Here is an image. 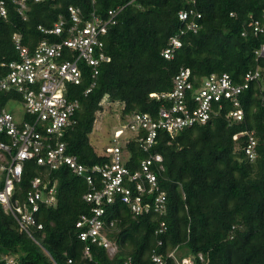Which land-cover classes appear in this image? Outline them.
<instances>
[{"label": "trees", "instance_id": "1", "mask_svg": "<svg viewBox=\"0 0 264 264\" xmlns=\"http://www.w3.org/2000/svg\"><path fill=\"white\" fill-rule=\"evenodd\" d=\"M127 2L28 0L26 19L11 3L7 4V16L0 17L1 76L6 71L1 63L17 57L12 39L15 32H20L23 44L32 49L45 37L37 26H51L60 15L66 19L70 4L84 13L92 7L103 13L124 5L104 38L110 61L101 65L86 95L88 76L70 94L80 100L81 108L77 123L63 137L67 152L85 165L101 161L89 138L96 113L102 110L101 99L120 102L122 114L137 111L155 116L161 100L149 97V93L170 90L180 67L190 68L197 77L227 72L238 82L246 72L258 68L260 77L240 94L243 118L229 124L221 115L174 136L159 133L151 151L163 156L164 168L157 173V180L166 193L167 213L159 216L150 209L134 215L119 197L105 204L106 234L116 247L112 255L102 245L89 243L90 257L84 256L87 243L77 238L75 223L92 206L83 198L88 184L65 166L50 172V179H56V202L41 205L35 213L43 227L33 231L34 239L19 231L13 216L0 205V255L14 256L17 264H122L128 257L147 264L153 249L166 256L176 247L179 258L189 257L194 264H264V59L255 53L264 44V31L254 34L248 25L255 18L261 19L264 0ZM190 8L201 14V27L182 35L181 47L167 59L160 52L182 27L178 11ZM241 131L254 133L253 160L244 150L246 134L232 138ZM0 139L7 137L0 133ZM127 148L130 157L126 165L132 171L146 153L133 141ZM36 173L35 162L27 160L14 198L24 199ZM111 220L114 223L109 227ZM163 224L166 229L156 233ZM158 240L161 245H157ZM165 264L175 263L166 256Z\"/></svg>", "mask_w": 264, "mask_h": 264}, {"label": "built area", "instance_id": "2", "mask_svg": "<svg viewBox=\"0 0 264 264\" xmlns=\"http://www.w3.org/2000/svg\"><path fill=\"white\" fill-rule=\"evenodd\" d=\"M27 1L0 0V17L7 16V4L11 3L22 19H26ZM134 1L128 0L126 4ZM94 3L95 0H91V4ZM123 7H111L103 13L92 7L84 13L79 6L70 4L66 19L60 15L51 26H37L45 37L32 49L23 44L22 34L15 32L12 39L17 57L1 63L6 71L0 76V133L6 135L7 140L0 139V205L5 213L13 216L19 231L34 239L33 231L43 227L35 213L41 205L51 206L56 202V179H50V172L62 166L69 168L88 184L83 198L92 206L89 213H82L75 223L77 238L87 243L83 250L87 257H90L89 243L102 245L109 255L116 250L106 234L103 218L104 205L116 197L126 203L134 215L150 209L159 216L166 215V193L157 180V173L164 168L163 156L151 151L159 133L174 136L186 127L205 124L221 115H225L229 124L241 120L240 94L261 74L258 68L249 70L238 82L227 72L197 77L190 68L180 67L172 78L170 90L149 93V97L161 100L157 114L137 111L123 114V124L113 130L112 137L103 148L96 149L102 160L85 165L67 152L63 139L66 130L77 123V112L81 108L80 100L70 97V94L88 76L90 84L83 92L86 95L94 86L101 65L110 61L104 38L109 27L117 23ZM200 17L201 14L193 8L179 10L182 27L169 37L160 54L167 59L172 58L182 45L181 36L200 29ZM261 19L264 20V7ZM261 19L255 18L248 24L254 34L264 31ZM245 33L242 32L243 35ZM255 53L264 59V44ZM11 101L20 102L24 108L20 120L7 107ZM96 120L97 117L94 122ZM242 134L247 136L245 153L249 160H253L256 156L254 133L236 132L232 138L237 139ZM130 141L146 153L132 171L126 165L130 157L127 148ZM124 152L127 153L125 157ZM27 160L35 162L37 173L31 178L24 199L20 200L13 196ZM113 223V220L109 221L108 226ZM165 229L163 224L156 233ZM161 244L158 240L157 245ZM166 256L175 264H194L189 257L179 258L176 247ZM166 256L153 249L147 264H165ZM198 257L203 261L201 254ZM0 264H17V261L12 255L1 254ZM122 264L138 263L128 257Z\"/></svg>", "mask_w": 264, "mask_h": 264}, {"label": "rangeland", "instance_id": "3", "mask_svg": "<svg viewBox=\"0 0 264 264\" xmlns=\"http://www.w3.org/2000/svg\"><path fill=\"white\" fill-rule=\"evenodd\" d=\"M102 110L96 113L97 120L94 122L93 130L89 135L90 141L95 149L100 150L112 137L113 130L123 124L120 102L109 101L106 97L101 100ZM17 120L23 116L24 108L20 102L11 101L7 105ZM124 157L127 153H123ZM1 256V255H0Z\"/></svg>", "mask_w": 264, "mask_h": 264}]
</instances>
